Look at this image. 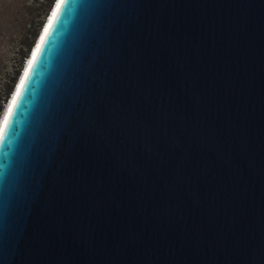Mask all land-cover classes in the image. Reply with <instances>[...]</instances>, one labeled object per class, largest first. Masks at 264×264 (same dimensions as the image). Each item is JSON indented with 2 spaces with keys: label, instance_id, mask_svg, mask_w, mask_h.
<instances>
[{
  "label": "water",
  "instance_id": "water-1",
  "mask_svg": "<svg viewBox=\"0 0 264 264\" xmlns=\"http://www.w3.org/2000/svg\"><path fill=\"white\" fill-rule=\"evenodd\" d=\"M56 2L0 132V264H264V0Z\"/></svg>",
  "mask_w": 264,
  "mask_h": 264
},
{
  "label": "rangeland",
  "instance_id": "rangeland-1",
  "mask_svg": "<svg viewBox=\"0 0 264 264\" xmlns=\"http://www.w3.org/2000/svg\"><path fill=\"white\" fill-rule=\"evenodd\" d=\"M48 1L0 0V109L5 105L0 114V125L8 106L7 102L3 104L8 87L21 64V73L27 65L29 58H24L26 43L31 40L36 25L42 20L41 14Z\"/></svg>",
  "mask_w": 264,
  "mask_h": 264
},
{
  "label": "trees",
  "instance_id": "trees-1",
  "mask_svg": "<svg viewBox=\"0 0 264 264\" xmlns=\"http://www.w3.org/2000/svg\"><path fill=\"white\" fill-rule=\"evenodd\" d=\"M56 0H49L48 3H47V6L45 7V10L44 12L41 14V17H42V20H40L39 24L36 25L35 27V31L33 33V36L31 38L30 41H28L26 44V48H25V52H24V58H29V55H30V52L38 38V34L41 30V28L43 27L45 21L47 20L51 10H52V7L53 5L55 4ZM23 69V64H21V67L16 71L14 77H13V81L12 83L10 84V86L8 87V91L6 93V96L3 100V104H5L6 102L8 103L9 99L11 98V94H13V91H14V88H15V85L21 75V70ZM5 108V105H2L1 106V109H0V114L3 112Z\"/></svg>",
  "mask_w": 264,
  "mask_h": 264
},
{
  "label": "bare ground",
  "instance_id": "bare-ground-1",
  "mask_svg": "<svg viewBox=\"0 0 264 264\" xmlns=\"http://www.w3.org/2000/svg\"><path fill=\"white\" fill-rule=\"evenodd\" d=\"M49 21V20H48ZM46 25V24H45ZM36 48H38L37 46L35 47V49ZM36 51H34V53H35ZM29 59H33V56L31 57V58H29ZM30 64V62H28V65ZM27 66V65H26ZM26 68V67H25ZM24 71H25V69H24ZM24 71H23V76H24ZM5 117V116H4ZM3 117V120L2 121H4L5 120V118ZM3 123V122H2ZM2 123H1V126H0V129H1V127H2Z\"/></svg>",
  "mask_w": 264,
  "mask_h": 264
},
{
  "label": "snow or ice",
  "instance_id": "snow-or-ice-1",
  "mask_svg": "<svg viewBox=\"0 0 264 264\" xmlns=\"http://www.w3.org/2000/svg\"><path fill=\"white\" fill-rule=\"evenodd\" d=\"M57 18H59V17H57ZM45 42H46V38H45ZM5 132H7V127L5 128ZM4 139H5L4 136H0V143H2Z\"/></svg>",
  "mask_w": 264,
  "mask_h": 264
},
{
  "label": "clouds",
  "instance_id": "clouds-1",
  "mask_svg": "<svg viewBox=\"0 0 264 264\" xmlns=\"http://www.w3.org/2000/svg\"><path fill=\"white\" fill-rule=\"evenodd\" d=\"M56 4H57V2H56ZM56 4H55V6H56ZM34 51H35V48H34V50H33V54H34ZM11 99V98H10ZM4 117V116H3ZM3 119V118H2Z\"/></svg>",
  "mask_w": 264,
  "mask_h": 264
}]
</instances>
